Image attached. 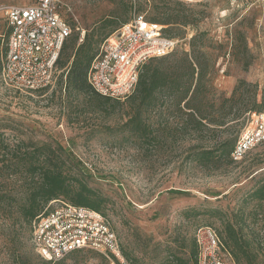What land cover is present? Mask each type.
<instances>
[{"label":"rangeland","instance_id":"1","mask_svg":"<svg viewBox=\"0 0 264 264\" xmlns=\"http://www.w3.org/2000/svg\"><path fill=\"white\" fill-rule=\"evenodd\" d=\"M59 10L73 31L56 81L43 90L19 91L2 79L8 28L0 19V162L25 144L69 150L79 176L104 198L101 211L112 219L130 264H195L197 229L212 226L225 240L226 222L236 215L244 234L264 248L261 217L253 215L264 202L245 200L264 182V142L238 162L227 152L252 113L264 111V0H59ZM138 11L180 40L171 54L144 63L165 82L153 105L133 95L108 100L75 89L68 72L76 51L90 44L95 54ZM195 56L210 65L204 80L210 88L195 99L192 89L183 100L176 86L186 81L182 74ZM138 114L141 126L132 121ZM201 117L207 120L198 124ZM204 149L214 151L208 163L195 156ZM30 183L0 171V193L14 203L30 195ZM255 246L254 262L264 264V251ZM43 262L32 224L17 208L0 210V264ZM49 264L123 263L100 250H77ZM230 264L248 263L243 257Z\"/></svg>","mask_w":264,"mask_h":264},{"label":"built area","instance_id":"2","mask_svg":"<svg viewBox=\"0 0 264 264\" xmlns=\"http://www.w3.org/2000/svg\"><path fill=\"white\" fill-rule=\"evenodd\" d=\"M8 41L2 79L19 91H36L56 81L58 60L72 35L59 0H34L27 5H0ZM180 40L163 34L144 12H135L100 44L88 70V83L102 96L124 100L136 90L143 64L174 52ZM264 142V111L254 112L231 152L241 161ZM54 205V206H52ZM196 264L233 263L231 252L212 226L195 233ZM32 242L42 259L58 261L77 250H100L130 264L112 219L107 214L64 200H53L32 221Z\"/></svg>","mask_w":264,"mask_h":264},{"label":"trees","instance_id":"3","mask_svg":"<svg viewBox=\"0 0 264 264\" xmlns=\"http://www.w3.org/2000/svg\"><path fill=\"white\" fill-rule=\"evenodd\" d=\"M152 23H160L159 21L150 19ZM114 31V30H113ZM112 31V32H113ZM66 43L63 46L61 54L66 49ZM97 53V52H96ZM95 54L91 53V45H84L76 51L73 56V61L68 72L69 83L78 91H85L102 97V95L95 92L88 83L87 75ZM61 60L59 58L58 65ZM67 63H62L65 65ZM210 65L206 59H201L199 56L191 58V61L187 62V72L182 74V78L187 76L186 81L183 83L178 82L177 88L182 90L180 93L183 95V100L188 96L192 90V97L197 98L199 95L206 93L210 86L204 83L205 77L209 71ZM198 74L196 83H194V76ZM165 85L164 79L156 70H151L148 65L142 66L139 81L136 90L132 94V98H141L144 102L156 98V92ZM181 87H183L181 89ZM45 89V88H44ZM43 90V89H41ZM111 99L110 97H105ZM262 104L264 105V98ZM195 111L200 110L198 107L194 108ZM207 120L205 117H201L198 124H203V121ZM132 121H137L141 126V115L138 114L132 118ZM227 142H225L226 144ZM24 150L18 152H10L4 155L1 160L0 171L3 172L6 178L17 177L20 175L21 180H31L30 183V195L14 203L5 194L0 193V210L4 214H11L15 208L20 211L24 221L32 224L34 218L42 212L47 204L53 200H64L76 205L86 206L91 209L101 211V205L104 202V198L96 194V192L83 181L84 178L80 177L78 170L74 169L72 164V153L65 149L63 146H57L53 148L49 144H43L40 146L27 145ZM234 147V145H233ZM233 147L227 151L231 154ZM214 154L213 150H201L195 154L203 163H208L212 160ZM84 169V168H83ZM172 192H178L179 190H171ZM246 202L256 200L258 201V207L263 206L264 202V182H260L255 188L247 194L245 198ZM194 210H187L189 213ZM104 213V212H103ZM253 215L256 218L261 217L260 221L264 230V209L260 212H255ZM235 219V218H234ZM243 218L238 220H228L226 222V235L223 240L225 246L231 252L233 260L236 259L240 262L245 257L248 264H255L257 255L252 251L253 245L255 248L258 246L261 248V242L254 243L244 234V225L242 224ZM195 252V264L197 261V244ZM112 259H116L114 256H110ZM117 260V259H116ZM235 262V261H234ZM50 261L44 260L43 264H49Z\"/></svg>","mask_w":264,"mask_h":264}]
</instances>
